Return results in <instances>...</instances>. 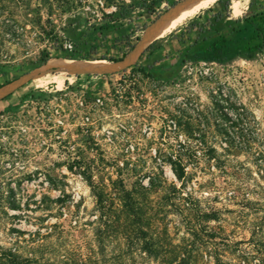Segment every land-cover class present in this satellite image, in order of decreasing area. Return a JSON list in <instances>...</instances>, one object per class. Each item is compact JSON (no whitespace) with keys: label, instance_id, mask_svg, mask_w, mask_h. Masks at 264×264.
<instances>
[{"label":"rangeland","instance_id":"obj_1","mask_svg":"<svg viewBox=\"0 0 264 264\" xmlns=\"http://www.w3.org/2000/svg\"><path fill=\"white\" fill-rule=\"evenodd\" d=\"M174 1L0 0V84L23 81L0 100L2 251L19 247L33 255L31 264H52L58 253H67V264H158L121 235L107 237L100 254L90 184L122 179L131 187L164 175L179 187L167 157L181 140L188 142L189 174L182 194L191 195L197 221L203 210L213 216L204 222L210 235L194 239L196 248L208 247L196 264H216V256L225 264H264V54L177 62L182 49H200L251 13V4L264 9V0L211 2L180 17L156 38L153 52L121 69L50 64L119 57L126 41L145 33ZM219 12L216 29L201 32V21ZM153 63L167 76L149 73ZM166 111L174 118L167 121ZM228 142L238 148L227 152ZM44 196H61L64 204L37 208ZM183 215L169 216L174 242L193 239ZM56 222L64 227L58 237L36 234Z\"/></svg>","mask_w":264,"mask_h":264},{"label":"trees","instance_id":"obj_2","mask_svg":"<svg viewBox=\"0 0 264 264\" xmlns=\"http://www.w3.org/2000/svg\"><path fill=\"white\" fill-rule=\"evenodd\" d=\"M181 1L177 2L175 0L172 5L165 6L160 13L156 14L155 20L159 19L162 14L175 7ZM216 3H222L229 7L232 4V0H218ZM249 7L251 13L244 12L243 15L236 19L231 17L234 23L228 25L226 31L220 33L210 43L202 45L200 49H182L178 54V65H183L187 58L224 63L237 58L254 59L264 54V9L262 7V9L253 11V4ZM212 9L213 5H210L203 11ZM114 14L115 12H112L109 16L114 18ZM221 16V12L214 13L212 19L207 18L205 21H201L199 30L204 33L215 30L217 23L222 18ZM197 17L201 18V13L197 14ZM147 27L144 26L145 29ZM143 36L144 32L141 35H136L133 41H126V49L122 51L119 57L104 56L100 59L109 62L122 60L135 48L134 46L142 40ZM158 40L156 39L150 43L143 51L142 56L153 52ZM156 63H159V61H156ZM156 63L148 67V72L155 74L161 72L162 77H166L168 71L159 69ZM143 69L145 70L146 68L143 67ZM0 86L2 85L0 84ZM166 113L169 115L167 121L174 118L171 111H166ZM167 123L168 126L172 125L171 122ZM187 143L180 140L179 147H176L167 157L176 177L182 182L179 187L174 181L169 183L164 175L160 181L149 176L148 183L140 180L131 187H128L122 179H117L110 186L103 183L90 184L92 195L95 197V210L98 211L93 220L96 224L94 227L95 236L102 247L100 248L101 253H98L103 254L105 252L103 251L104 240L115 234L121 235L125 243L135 245L146 257L153 259L158 264H196L199 257L202 258L205 255L208 248L207 245H204L205 243L203 242L196 248L194 239L197 236L199 237L201 233L210 235L204 222H208L213 216L211 211L203 210L200 213L203 217L202 220L197 221L191 215L193 210V213L199 211L195 207L191 195L184 196L182 194L184 183L189 177L185 163L186 150H188L186 147ZM236 148H238L237 145L228 142L223 149L230 152ZM211 151L210 157H215L216 149L212 147ZM63 202L64 198L61 196L57 198L44 196L36 207L45 210L52 209L53 203L63 206ZM171 214H185L181 222L193 239L184 237L181 242H174V237L169 227V216ZM63 232L64 227L60 222H56L50 227L47 226L43 233L41 230H36V234L47 237L54 235L58 237ZM125 254L127 253L125 252L122 255L125 256ZM0 256L1 264H31L34 261L33 255L23 254L19 247L15 249L11 247L4 251L0 249ZM86 256L89 260L96 255L91 253ZM69 258L67 253H58L52 264H67L69 263ZM215 263L225 264L219 256H216Z\"/></svg>","mask_w":264,"mask_h":264},{"label":"bare ground","instance_id":"obj_3","mask_svg":"<svg viewBox=\"0 0 264 264\" xmlns=\"http://www.w3.org/2000/svg\"><path fill=\"white\" fill-rule=\"evenodd\" d=\"M216 0H182L175 7L166 11L161 15L159 19L153 22L145 30L144 36L140 42L133 48L132 51L122 60L116 62H109L104 59H93V60H79V59H52L50 64H66L71 65L72 67L79 68L81 70L88 71H110L115 69H121L125 66H129L134 63L140 53L156 38L161 37L163 34H166L169 31V28L174 25V23L182 16H185L189 13L194 12L197 9H200L211 2L213 3ZM173 27V26H172ZM171 29V28H170ZM57 62V63H56ZM21 79H16L10 83L3 84L0 87V99L5 97L9 92L13 91L20 83Z\"/></svg>","mask_w":264,"mask_h":264},{"label":"crops","instance_id":"obj_4","mask_svg":"<svg viewBox=\"0 0 264 264\" xmlns=\"http://www.w3.org/2000/svg\"><path fill=\"white\" fill-rule=\"evenodd\" d=\"M142 56V54L140 55V57ZM139 58V57H138ZM14 81V80H13ZM6 83H8V82H6ZM6 83H4V84H6ZM9 83H10V81H9ZM3 85V84H2ZM1 87V86H0ZM12 92V91H11ZM10 93V92H9ZM7 94L5 97H3V98H1L0 100H8V98H10V95H11V93L10 94Z\"/></svg>","mask_w":264,"mask_h":264},{"label":"built area","instance_id":"obj_5","mask_svg":"<svg viewBox=\"0 0 264 264\" xmlns=\"http://www.w3.org/2000/svg\"><path fill=\"white\" fill-rule=\"evenodd\" d=\"M65 48L71 50L73 48V44L71 42L65 43Z\"/></svg>","mask_w":264,"mask_h":264},{"label":"water","instance_id":"obj_6","mask_svg":"<svg viewBox=\"0 0 264 264\" xmlns=\"http://www.w3.org/2000/svg\"><path fill=\"white\" fill-rule=\"evenodd\" d=\"M179 1H180V0H179ZM146 27H147V26H146ZM140 40H141V39H140ZM134 47H135V46H134ZM146 48H147V47H146ZM146 48H145V49H146ZM145 49H144V50H145ZM144 50H143V51H144ZM143 51L140 53V55L143 53ZM140 55H139V57H140ZM12 81H13V80H12ZM10 82H11V81H10ZM22 82H23V81H22ZM22 82L20 83V85L22 84ZM8 83H9V82H8ZM20 85H18V86H20ZM18 86H17V87H18ZM17 87H16V88H17ZM16 88H15V89H16ZM15 89H14V90H15ZM14 90H13V91H14ZM13 91H12V92H13ZM12 92H10V93H12ZM10 93H9V94H10Z\"/></svg>","mask_w":264,"mask_h":264}]
</instances>
